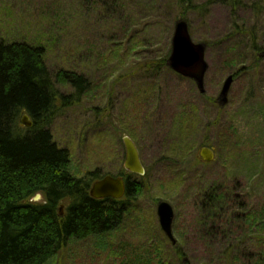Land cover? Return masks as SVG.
<instances>
[{
  "label": "rangeland",
  "instance_id": "1",
  "mask_svg": "<svg viewBox=\"0 0 264 264\" xmlns=\"http://www.w3.org/2000/svg\"><path fill=\"white\" fill-rule=\"evenodd\" d=\"M191 1L186 10L176 0H106L105 11L100 0H0V42L43 46L50 71L86 81L78 102L61 107L49 127L71 153L72 174L126 173L124 137L135 142L146 170L144 192L121 229L69 242L50 264H248L254 255V238L237 229L211 238L215 231L207 236L203 222L217 191L228 192L227 208L231 197L247 211L264 205V50L252 51L249 34L264 47V13L251 8L264 10V0H241L235 10L217 0ZM179 20L206 45L205 95L168 66L156 70L170 57ZM203 148L214 151L213 162L201 160ZM161 201L175 209L176 246L160 229Z\"/></svg>",
  "mask_w": 264,
  "mask_h": 264
},
{
  "label": "trees",
  "instance_id": "2",
  "mask_svg": "<svg viewBox=\"0 0 264 264\" xmlns=\"http://www.w3.org/2000/svg\"><path fill=\"white\" fill-rule=\"evenodd\" d=\"M100 1L106 11V0ZM176 1L177 7L192 8L191 0ZM217 2L235 10L241 0ZM251 8L258 15L264 13L257 4ZM249 34L252 51H263L257 33ZM167 61L156 64V70L166 67ZM85 82L76 72L50 71L43 46L0 42V264H50L69 242L110 235L121 229L135 208L133 202L144 192L146 176L125 175L124 198L96 200L90 189L92 181L102 178L98 172L88 179L72 174L71 153L56 143L49 127L61 107L78 102ZM59 86H71L76 92L62 95ZM24 115L33 122L32 128L22 125ZM227 194L217 191L209 197L203 222L209 229L207 236L215 231L213 237L209 235L216 239L237 229L255 239L254 255L245 260L260 264L264 205L247 211L231 197L227 208ZM37 195L44 198L43 203L33 202Z\"/></svg>",
  "mask_w": 264,
  "mask_h": 264
},
{
  "label": "water",
  "instance_id": "3",
  "mask_svg": "<svg viewBox=\"0 0 264 264\" xmlns=\"http://www.w3.org/2000/svg\"><path fill=\"white\" fill-rule=\"evenodd\" d=\"M167 66L178 75L195 82L202 95L206 93L205 77L209 69L206 61V45L193 41L188 23L184 20L176 22L172 38V51L167 61ZM233 83L234 78L232 75L225 80L218 99L221 106L228 104L229 93ZM21 123L27 128L33 127V122L30 121L28 115L23 116ZM123 144L126 152L125 170L130 174L144 176L145 169L135 142L130 137H124ZM200 157L202 161L211 163L215 160V153L212 149L203 148L200 151ZM124 195V179L111 175L96 181L90 189V196L96 200L109 198L120 200ZM36 198H40V195ZM60 213L62 215V208ZM156 213L162 233L170 241L171 245L175 246L177 240L173 233L174 207L166 201H161L157 205Z\"/></svg>",
  "mask_w": 264,
  "mask_h": 264
},
{
  "label": "flooded vegetation",
  "instance_id": "4",
  "mask_svg": "<svg viewBox=\"0 0 264 264\" xmlns=\"http://www.w3.org/2000/svg\"><path fill=\"white\" fill-rule=\"evenodd\" d=\"M137 146V145H136ZM139 150V149H138ZM139 153H140V151H139ZM126 157V152H125V150H124V158ZM141 157V156H140ZM201 158V157H200ZM141 161H142V159H141ZM124 162H125V160H124ZM142 164H143V162H142ZM144 166V165H143ZM144 169H145V167H144ZM124 170H125V168H124ZM125 172L126 173H124V176H121V175H119V176H114V177H121V178H123L124 179V182H125V195H126V186H127V178L125 177V175H129V176H132V175H135V174H130V173H128L126 170H125ZM145 175H146V170H145ZM144 175V176H145ZM136 176H138V175H136ZM144 176H139V177H144ZM104 177H106V176H104ZM132 177H134V176H132ZM96 181H98V180H96ZM125 195H124V197H125ZM123 197V198H124ZM109 199H111V198H109ZM175 210V209H174ZM174 222H175V217H174ZM174 222H173V228H174ZM173 233H174V229H173ZM175 236V235H174Z\"/></svg>",
  "mask_w": 264,
  "mask_h": 264
},
{
  "label": "clouds",
  "instance_id": "5",
  "mask_svg": "<svg viewBox=\"0 0 264 264\" xmlns=\"http://www.w3.org/2000/svg\"><path fill=\"white\" fill-rule=\"evenodd\" d=\"M33 202H35V201H33Z\"/></svg>",
  "mask_w": 264,
  "mask_h": 264
}]
</instances>
